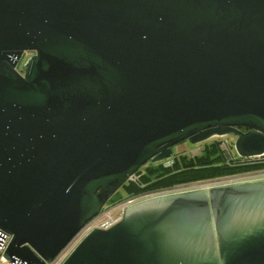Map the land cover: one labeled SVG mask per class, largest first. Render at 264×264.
I'll return each instance as SVG.
<instances>
[{"label":"water","instance_id":"1","mask_svg":"<svg viewBox=\"0 0 264 264\" xmlns=\"http://www.w3.org/2000/svg\"><path fill=\"white\" fill-rule=\"evenodd\" d=\"M231 135L264 155V0H0L7 261L52 262L144 165ZM64 264H264V180L138 202Z\"/></svg>","mask_w":264,"mask_h":264},{"label":"trees","instance_id":"2","mask_svg":"<svg viewBox=\"0 0 264 264\" xmlns=\"http://www.w3.org/2000/svg\"><path fill=\"white\" fill-rule=\"evenodd\" d=\"M171 160L172 164L169 166L159 164L157 167H152L154 163H147L136 172V181L126 183L122 189L132 199L157 196L167 193L176 186L195 182L215 181L221 178L264 172V159L239 158L232 147L227 145L225 149H222L218 141L206 145L200 155L188 157L180 155ZM118 194L119 191L112 196L107 205H110V202L115 205Z\"/></svg>","mask_w":264,"mask_h":264},{"label":"rangeland","instance_id":"3","mask_svg":"<svg viewBox=\"0 0 264 264\" xmlns=\"http://www.w3.org/2000/svg\"><path fill=\"white\" fill-rule=\"evenodd\" d=\"M27 54L28 55H26V53L24 54L23 58L20 60L18 67H17V70L20 71L21 73H22L21 70H22V66H23L22 64H24V62L26 61V58L33 55L34 53L30 52ZM235 139H236V137L231 135V136H226V137H214V138H211L210 140H208L206 142H203L201 144H196V145H191L188 142H183V143H180L173 148V157H177L180 155H184L187 157L200 155V153H202V151H203V148H205L206 145L212 144L214 141H218L220 143V146L222 149H225L227 145H228V147L233 148ZM173 157L168 159V160L159 162V163H154L152 167H157L159 164H163L164 166H169L172 164L171 159H173ZM260 159H264V158H260ZM260 174H264V172L260 173ZM133 179H135V177ZM255 180H264V175L259 176V173H251V174H247L244 176L238 175V176H234V177H230V178H221V179L215 180V181L208 180V181L195 182L194 184H189V185H184V186H176V187L172 188L171 190H169L167 193H162L158 196L170 195V194H174V193H181V192L197 190V189H208L212 186L224 185V184H229V183H233V182L243 184V183L253 182ZM134 181H136V179ZM129 199H130V196L127 195V193L121 188L119 190L118 197H116V199H115V201L117 202L116 204L123 202L121 204V206H119L121 208V210H120L121 215L124 214V212L126 211L127 208L132 206V205L127 206V204H126L127 202H129ZM143 199L147 200L146 198L141 197V199L138 202L140 203V201H144ZM110 205H114V203L110 202ZM110 205H106V206L109 207Z\"/></svg>","mask_w":264,"mask_h":264},{"label":"built area","instance_id":"4","mask_svg":"<svg viewBox=\"0 0 264 264\" xmlns=\"http://www.w3.org/2000/svg\"><path fill=\"white\" fill-rule=\"evenodd\" d=\"M260 158H264V155L261 157L242 158V159L257 160ZM255 173H257V172H255ZM260 173H263V172H260ZM260 173H259V176L264 175V174H260ZM134 177H135V175L132 176L128 182H133L135 180V179H133ZM157 196H143L142 198L150 199L152 197H157ZM140 199H141V197L129 199V202H127L126 204H127V206L133 205L135 203H138V201ZM119 206H121V204L120 205H113V206L110 205L109 207H107V206L103 207L104 210L102 209L100 215L97 216L96 218H94L92 221H90L73 238V240L52 260V262L47 263V264H64V262L72 254V252L76 249V247L81 243V241L83 239H85L91 232H93L95 230L106 231V230L112 228L113 226H115L116 224H118L121 221L122 216H123L120 214L121 208ZM11 240H12V236L0 229V264H23V263L18 262V261L11 263L5 259L4 255H5V252L8 248Z\"/></svg>","mask_w":264,"mask_h":264},{"label":"flooded vegetation","instance_id":"5","mask_svg":"<svg viewBox=\"0 0 264 264\" xmlns=\"http://www.w3.org/2000/svg\"><path fill=\"white\" fill-rule=\"evenodd\" d=\"M28 53H30V52H28ZM26 55H28V54L26 53ZM29 57H30V56H29ZM29 57H28V58H29ZM25 58H26V57H25ZM28 58H26V61H27ZM26 61H25V62H26ZM25 62H24V64H25ZM24 64H22V65H24ZM22 67H23V66H22ZM241 131H244V130H241ZM258 182H262V180H255V181H253V183H258ZM249 183H252V182H249ZM238 184H241V183H234V182H233V183L224 184V185H238ZM107 203H108V202H107ZM106 205H107V204H106ZM106 205H105L104 207H106ZM103 210H104V209H103Z\"/></svg>","mask_w":264,"mask_h":264}]
</instances>
